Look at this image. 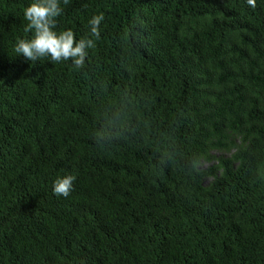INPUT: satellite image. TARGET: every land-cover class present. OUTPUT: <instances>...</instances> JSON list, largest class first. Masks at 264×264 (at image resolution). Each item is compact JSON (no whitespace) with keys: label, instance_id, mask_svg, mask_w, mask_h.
<instances>
[{"label":"trees","instance_id":"16d2710c","mask_svg":"<svg viewBox=\"0 0 264 264\" xmlns=\"http://www.w3.org/2000/svg\"><path fill=\"white\" fill-rule=\"evenodd\" d=\"M31 2L0 0V102L38 118L0 147V264H264V0H60L56 31L94 40L82 68L17 56ZM110 86L134 100L119 107ZM68 137L91 156L114 148L74 171L128 189L101 218L50 191Z\"/></svg>","mask_w":264,"mask_h":264},{"label":"clouds","instance_id":"9594fccd","mask_svg":"<svg viewBox=\"0 0 264 264\" xmlns=\"http://www.w3.org/2000/svg\"><path fill=\"white\" fill-rule=\"evenodd\" d=\"M251 6H255L256 0H247ZM63 9L60 5V0H32V2L24 9V19L28 22L25 26L26 32H33L31 38H18L14 44V52L17 56H23L27 61H37L42 57H49L53 62L66 61L71 59L74 66L82 68L89 55L88 49L94 46V40L91 38L76 39L75 33L71 29L56 31V18L61 15ZM104 20L103 14L93 15L88 23L91 26V33L96 37L100 35V25ZM112 98L116 105L124 106L131 103L135 98L134 91L127 86L121 88L111 87ZM27 109L22 106H9L4 99L0 102V121L4 126V135L7 143H1V149L10 154V143L14 136L20 134L23 130L31 127L37 120V115L32 113L29 117H21ZM23 118L24 122L17 126L8 124L7 118ZM11 118V119H12ZM27 118V119H26ZM42 139L46 135H41ZM44 137V138H43ZM69 139V163L70 172L63 176L57 177L51 184V193L61 198H70L71 207L74 211L82 210L83 215L89 220L101 218L97 214V209L105 204H111L115 196L124 195L128 189L116 180L106 179L102 181L76 180L74 171L78 164L83 165L84 161H94L96 168L99 169L100 163L108 157L114 148L103 147L97 148L94 155L91 156L86 147L82 148L78 145L79 142ZM103 139V137H100ZM243 139L238 138L239 144ZM44 148V167L57 173L56 154L54 150L47 145L42 144ZM129 148L140 150L142 147L139 143L126 144ZM82 149V150H78ZM83 151V152H81ZM224 156L230 157L231 154L224 153ZM43 191L42 187H39ZM184 188L190 189L184 185ZM38 206V205H35ZM235 245H238V239L234 240ZM118 252V251H116ZM115 252V254H116ZM121 256L119 252L118 258ZM179 256V258H182ZM211 264L208 259V263Z\"/></svg>","mask_w":264,"mask_h":264},{"label":"rangeland","instance_id":"374dc122","mask_svg":"<svg viewBox=\"0 0 264 264\" xmlns=\"http://www.w3.org/2000/svg\"><path fill=\"white\" fill-rule=\"evenodd\" d=\"M209 164H212V163H205V162H204V163H203V167H204V168H208V165H209ZM208 180H209V179H208Z\"/></svg>","mask_w":264,"mask_h":264}]
</instances>
